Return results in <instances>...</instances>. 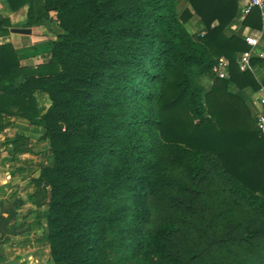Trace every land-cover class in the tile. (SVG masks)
<instances>
[{"label":"trees","instance_id":"trees-1","mask_svg":"<svg viewBox=\"0 0 264 264\" xmlns=\"http://www.w3.org/2000/svg\"><path fill=\"white\" fill-rule=\"evenodd\" d=\"M178 1L8 0L28 6L27 27L55 13L63 30L37 66L0 45V113L50 140L33 183L54 264H113L109 248L143 264H264V136L231 90L260 88L237 62L249 46L226 32L239 0ZM256 11L244 24L261 27ZM191 19L205 28L196 38ZM11 28L0 14V36ZM221 56L227 78L212 73Z\"/></svg>","mask_w":264,"mask_h":264},{"label":"crops","instance_id":"crops-1","mask_svg":"<svg viewBox=\"0 0 264 264\" xmlns=\"http://www.w3.org/2000/svg\"><path fill=\"white\" fill-rule=\"evenodd\" d=\"M246 0H239L240 12ZM179 11L188 6L187 0L177 2ZM258 12V11H256ZM0 14L10 20V33L0 36V45L13 44L21 65L37 66L51 59L52 43L60 38L63 30L50 20L27 27L28 6L13 10L8 0H0ZM241 15L227 27L228 35H239L257 30L244 24ZM193 37L205 32L195 19L185 24ZM13 28H29L31 33L13 32ZM264 51V35L254 56ZM15 59V56L12 54ZM255 77L264 84V58L253 63ZM232 86V85H231ZM231 90L242 96L253 112V96L257 90L252 87ZM36 98L40 114L47 112L51 100L46 92L37 91ZM15 111V110H14ZM0 114V264H54L50 257V243L46 235L47 207L35 202L33 180L41 175V154L50 148V140L30 119L20 114Z\"/></svg>","mask_w":264,"mask_h":264},{"label":"built area","instance_id":"built-area-1","mask_svg":"<svg viewBox=\"0 0 264 264\" xmlns=\"http://www.w3.org/2000/svg\"><path fill=\"white\" fill-rule=\"evenodd\" d=\"M255 10H258L260 13L261 27L257 30H251L250 32L243 34V38L249 48L237 59L241 70H249L254 74L255 70L252 63V57L255 55L257 48L260 46L261 39L264 35V0H246L240 12L241 18L245 19ZM259 57L264 58V51L259 53ZM229 63L230 61L227 57H219L212 68V73L219 78L229 77ZM259 83L260 88L252 99L254 109L253 114L261 131V135L264 136V84L261 82Z\"/></svg>","mask_w":264,"mask_h":264},{"label":"rangeland","instance_id":"rangeland-1","mask_svg":"<svg viewBox=\"0 0 264 264\" xmlns=\"http://www.w3.org/2000/svg\"><path fill=\"white\" fill-rule=\"evenodd\" d=\"M205 78L203 79L204 80L203 86L206 90H209L211 87V84L213 83V80L211 79L212 77H205ZM202 83H203V81H202ZM232 86H231V88H232ZM170 174L176 178H181L182 180H185V178L187 177V173L184 169L172 170V171H170ZM188 179H189V177L187 178V180ZM155 213H157V214H155ZM160 213H161V211L159 208L154 210L155 216L151 217V220L148 224V227L150 229L154 228L157 225L159 218H160ZM108 255H109V258L112 259L113 264H138V263L143 264L135 256H132V255L124 256L122 253H119L116 248H109L108 249Z\"/></svg>","mask_w":264,"mask_h":264},{"label":"water","instance_id":"water-1","mask_svg":"<svg viewBox=\"0 0 264 264\" xmlns=\"http://www.w3.org/2000/svg\"><path fill=\"white\" fill-rule=\"evenodd\" d=\"M12 31L17 33H26V34L31 33V29L29 28H13Z\"/></svg>","mask_w":264,"mask_h":264}]
</instances>
